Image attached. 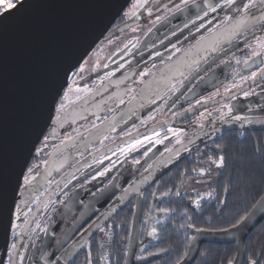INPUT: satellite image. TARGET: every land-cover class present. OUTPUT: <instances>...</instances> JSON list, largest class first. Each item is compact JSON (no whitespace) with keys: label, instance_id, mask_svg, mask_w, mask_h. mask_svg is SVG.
Listing matches in <instances>:
<instances>
[{"label":"flooded vegetation","instance_id":"obj_1","mask_svg":"<svg viewBox=\"0 0 264 264\" xmlns=\"http://www.w3.org/2000/svg\"><path fill=\"white\" fill-rule=\"evenodd\" d=\"M248 3L129 2L110 27L112 36L93 48L105 45V60L86 64L91 51L62 93L70 86L80 89L77 96L59 114L62 95L56 102L51 123L84 100L60 125H49L35 147L3 264H91L96 257L101 263L127 229L129 239L137 208L135 259L157 255L144 263L153 264L161 257L149 250L157 223L168 215L162 206L187 198L184 186L200 181V170L208 172L204 164L222 155L228 138L264 135V5L252 0L246 12ZM209 5L220 6L212 12ZM121 27L127 29L118 32ZM173 61L168 76L177 74L163 89L129 103L139 85ZM137 140L142 143L128 149Z\"/></svg>","mask_w":264,"mask_h":264},{"label":"water","instance_id":"obj_2","mask_svg":"<svg viewBox=\"0 0 264 264\" xmlns=\"http://www.w3.org/2000/svg\"><path fill=\"white\" fill-rule=\"evenodd\" d=\"M130 1L27 0L22 13L15 18V22L0 30V166L5 167L10 176L9 195L14 203L17 200L19 189L17 185L21 183L22 173L47 127L60 125L84 101L80 100L73 104L59 115L60 120L56 119L51 123L56 102L67 86L69 76L99 41L112 36V32H109L110 27ZM126 29L127 27H121L117 31ZM55 55L56 91H48L41 116L39 120H36L33 117L36 84L47 62ZM181 59L183 58L177 59L176 64ZM174 67L173 61L168 67L155 71L139 85L129 103L135 105L139 101H144V96L149 95L156 88L163 89L165 87L162 84L163 81L176 76L177 73L172 72L168 76L169 71ZM160 127L145 130L110 149L117 148L126 141ZM261 197H264V194ZM261 197L245 216L247 220L244 217L236 227L219 231L191 229L187 252L177 264H192L202 244L225 243L235 244L236 253L232 264H243L246 238L264 220V200H261ZM5 225L6 220L0 219V262L2 264L11 230V227ZM139 226L140 211L137 208L131 224L124 264H144L158 257L152 255L139 260L135 259L139 246Z\"/></svg>","mask_w":264,"mask_h":264},{"label":"trees","instance_id":"obj_3","mask_svg":"<svg viewBox=\"0 0 264 264\" xmlns=\"http://www.w3.org/2000/svg\"><path fill=\"white\" fill-rule=\"evenodd\" d=\"M222 148L224 165L205 199L197 196V204L180 198L162 206L168 215L157 223L158 236L150 243L149 251L161 254L153 264H177L187 252L191 229L231 228L264 194V135L254 139L234 136ZM127 234L128 229L115 238L108 258L100 263L96 257L91 264H123ZM244 250L243 264H250L252 259L264 264V220L247 236ZM235 253L234 243L202 244L192 264H228Z\"/></svg>","mask_w":264,"mask_h":264},{"label":"snow or ice","instance_id":"obj_4","mask_svg":"<svg viewBox=\"0 0 264 264\" xmlns=\"http://www.w3.org/2000/svg\"><path fill=\"white\" fill-rule=\"evenodd\" d=\"M186 2V0H185ZM27 3V0H0V30H3L7 27H9L11 24L15 22V18L20 16L22 13L25 5ZM235 3V0H224V5L231 6ZM261 4L264 5V0H261ZM40 5H38L39 7ZM217 6L209 5V10L212 12L216 11ZM252 6H255L252 3V0H250V3L245 4L244 10L247 12L248 9ZM205 15H207V12H205ZM80 71H84L83 68H80ZM55 75H56V55L53 56L48 62L45 67V70L41 72L39 79L36 84V91L33 98V117L36 120H39L46 94L49 90H52L53 92L56 91L55 89ZM76 91H80L79 88L76 89ZM87 91V90H85ZM245 95H248V93H245ZM65 100L68 99L67 93H65L64 98ZM65 108V105L61 103L59 107L56 109L57 113L59 114L62 112ZM239 119V117H237ZM57 120H60V116L57 115ZM47 142V138H45V143ZM142 141L137 140L135 144L129 145L128 149H133L137 145H140ZM212 164H215L217 167H222L224 165V157L220 156L218 160H212ZM33 168H28L27 173H32ZM28 174H23V183L26 186L30 183V178ZM201 174H204V170L201 169ZM9 186H10V176L7 172V169L3 166H0V219L6 220V227L15 228L16 225L12 221L13 215L16 216V219H19V212L20 208L18 204H15L12 198L9 195ZM17 187H20V185H17ZM261 200H264V197H261ZM259 203V202H258ZM197 204H199V201H197ZM247 220V217L244 218ZM243 222V221H242ZM236 227V225H233ZM16 245L13 244L12 248L15 249ZM11 256L12 254L9 253ZM2 264V262H0ZM9 264H14L13 260H9ZM228 264H232V261H229ZM250 264H258V261L255 259H252L250 261Z\"/></svg>","mask_w":264,"mask_h":264},{"label":"rangeland","instance_id":"obj_5","mask_svg":"<svg viewBox=\"0 0 264 264\" xmlns=\"http://www.w3.org/2000/svg\"><path fill=\"white\" fill-rule=\"evenodd\" d=\"M103 48H105V45H98L92 52L88 55V58L86 60V64H89L90 66H93L94 68L97 66H100V64L105 60L106 56L105 52L103 51ZM67 93L68 99L65 100L64 95ZM77 96V92L73 90L72 87H68L62 97L60 98L58 103H63L64 105L69 104L74 100V98ZM219 157H214L212 160H218ZM204 166L207 167L208 172H204V174H201V170L199 174L197 175V180H200L197 183L189 182L184 186L183 192L185 196L187 197L188 201H191L192 198H197V196H206L210 193V187L213 185L214 181L217 180L220 170L219 167H217L215 164H209L208 162L204 164ZM210 179L209 182H204L203 180ZM202 181V182H201ZM201 182V183H200ZM197 190L196 193L193 194L190 190ZM184 258V257H183ZM234 260V259H233ZM233 262V261H232Z\"/></svg>","mask_w":264,"mask_h":264}]
</instances>
